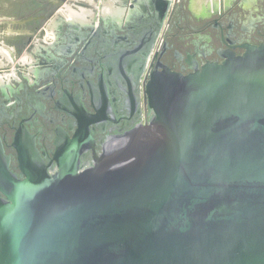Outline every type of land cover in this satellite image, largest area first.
Wrapping results in <instances>:
<instances>
[{"label":"water","instance_id":"95a60500","mask_svg":"<svg viewBox=\"0 0 264 264\" xmlns=\"http://www.w3.org/2000/svg\"><path fill=\"white\" fill-rule=\"evenodd\" d=\"M146 95L150 123L108 138L90 168L79 146L96 116L82 106L55 175L19 149L0 264H264V44L155 73Z\"/></svg>","mask_w":264,"mask_h":264},{"label":"flooded vegetation","instance_id":"af4514ba","mask_svg":"<svg viewBox=\"0 0 264 264\" xmlns=\"http://www.w3.org/2000/svg\"><path fill=\"white\" fill-rule=\"evenodd\" d=\"M117 4L127 13L120 20L58 21L55 38L41 41L45 46L27 64L29 76L15 68L0 86L2 199L7 175L25 179L19 149L55 175L61 150L86 112L96 117L91 140L79 146L78 166L90 168L108 138L150 123L146 86L152 75L165 69L190 75L230 54L243 55L249 45L264 44V0H223L220 6L208 0Z\"/></svg>","mask_w":264,"mask_h":264},{"label":"rangeland","instance_id":"374dc122","mask_svg":"<svg viewBox=\"0 0 264 264\" xmlns=\"http://www.w3.org/2000/svg\"><path fill=\"white\" fill-rule=\"evenodd\" d=\"M92 1L97 7L88 1L75 0H0V47L10 50L11 59L8 60L0 53V77L12 76L15 68H20L29 76L30 68L27 64L36 60L39 46H45L41 41L50 43L55 38V26L64 18L61 11L65 5H71L74 9L83 7L94 11L95 16L91 24H97L101 18L106 19L102 16V10L107 0ZM117 3L118 0L115 4L122 8ZM126 14L124 13L122 18ZM19 64L24 66L19 67ZM12 83L14 84V81ZM4 84L3 81L0 85Z\"/></svg>","mask_w":264,"mask_h":264},{"label":"bare ground","instance_id":"6f19581e","mask_svg":"<svg viewBox=\"0 0 264 264\" xmlns=\"http://www.w3.org/2000/svg\"><path fill=\"white\" fill-rule=\"evenodd\" d=\"M75 1H88L91 3L92 6L97 7V4L92 0H75ZM141 1V0H138ZM152 1V0H151ZM170 3V0H167ZM203 1V0H202ZM210 3L215 4L217 3L219 5L220 1L222 3L223 0H208ZM57 2V1H55ZM117 0H107L104 2L103 10H102V16L106 19H122V16L125 13V9L118 8L115 4ZM215 2V3H214ZM220 6V5H219ZM206 7V6H205ZM62 14L64 16V20L72 22L74 24H81V25H87L92 23V18H94L95 13L94 11L79 7L78 9H74L71 5H65V8L62 9ZM91 19V20H90ZM0 53L5 56L8 60L10 59V50L8 51L5 47H0ZM9 79V75L1 76L0 77V84L3 83L4 79ZM2 86V85H0Z\"/></svg>","mask_w":264,"mask_h":264},{"label":"crops","instance_id":"0c3cea01","mask_svg":"<svg viewBox=\"0 0 264 264\" xmlns=\"http://www.w3.org/2000/svg\"><path fill=\"white\" fill-rule=\"evenodd\" d=\"M4 85H5V84H4ZM4 85H3V87H5Z\"/></svg>","mask_w":264,"mask_h":264}]
</instances>
